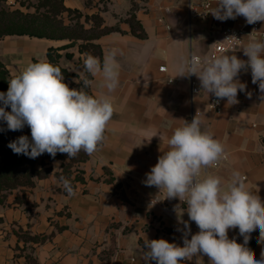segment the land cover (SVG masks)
<instances>
[{"label":"crops","instance_id":"obj_1","mask_svg":"<svg viewBox=\"0 0 264 264\" xmlns=\"http://www.w3.org/2000/svg\"><path fill=\"white\" fill-rule=\"evenodd\" d=\"M64 4L83 14L80 23L85 30L93 33L95 28L93 20L86 22L85 16L97 15L103 20L101 29L115 30L92 41L102 50L101 62L113 48L122 53L116 57L119 85L109 93L115 111L99 150L80 164L83 181L73 183L74 196L54 176L62 169L53 163L49 177L36 180L24 192L14 191L0 204V264H29L28 258L36 264H145L146 237L183 246L184 226L177 215L186 204L177 198L152 205L159 189L143 181L168 150L173 130L195 116L201 129L211 132L225 147V158L209 167L208 173L227 184L233 171H239L248 189L258 192L264 201V93L252 83L251 70H242L238 76L247 85L245 92H238L239 103L231 105L221 99L219 113L210 107L211 100L218 98L202 90L195 75L179 76L178 71V65L193 55L209 57L221 41V29L243 27V16L220 21L211 14L206 20H190L189 0H64ZM132 15L139 24L135 33L128 21ZM141 31L143 38L138 36ZM18 39L8 45L9 65L5 66L12 78L34 60L47 61L49 48L71 43ZM250 40L245 39L239 52L226 55L246 60L242 49ZM2 44L0 40V48ZM81 44L59 51L61 67L78 76L75 83L82 78L84 67ZM0 60H4L2 49ZM163 66L166 72L160 71ZM91 81L93 96L106 91L100 76H91ZM193 81L200 88L195 96L191 94ZM158 196L162 199L164 193ZM174 205L178 207L172 211ZM183 220L189 221L186 211ZM189 225L190 239L199 229L195 222L189 221ZM228 236L243 243L238 228L229 229ZM32 237L46 240L34 243ZM258 237L259 229L250 234V240ZM262 250L264 244L254 245L256 259L261 258ZM200 255L203 264H209V258ZM196 260L194 256V264Z\"/></svg>","mask_w":264,"mask_h":264},{"label":"clouds","instance_id":"obj_2","mask_svg":"<svg viewBox=\"0 0 264 264\" xmlns=\"http://www.w3.org/2000/svg\"><path fill=\"white\" fill-rule=\"evenodd\" d=\"M215 19L226 21L243 16L248 24L264 22V0H217L211 12ZM236 38L235 36H231ZM246 61L236 55H216L200 58L193 55L178 65L179 76L195 75L201 89L227 104L239 103L238 92H245L247 85L238 76L242 70H251L253 84L264 93V40L252 39L243 47ZM119 49L109 50L103 62L90 53L84 54L82 87L70 88L64 82L59 66L50 62L29 63L8 81L7 92H0V121L11 131L30 128L31 140L21 135L8 147L14 154L35 159L44 153L53 158L66 153L68 159L81 151L92 155L105 140L104 133L115 108L109 93L119 85ZM86 74V75H85ZM88 76H100L106 91L93 96L85 91L92 81ZM249 98L251 93H247ZM264 98V97H262ZM10 106V111L6 108ZM3 131V129H0ZM168 150L158 157V162L146 173V186H155L159 192L151 201L154 205L164 199H179L186 209L177 215L184 226L183 246L161 239L143 244L142 260L145 264H183L197 257L196 264H203L200 254L209 258V264H264L247 246L250 234L259 229L257 242L264 244V201L258 192L246 185V178L233 171L227 184L220 176L209 174L207 169L225 158V147L209 131L201 129L195 116L191 122L173 130L167 141ZM69 196L75 192L71 181L59 178ZM163 192V198L158 194ZM178 207V206H177ZM187 212L189 221L195 222L199 231L191 232L189 221L183 220ZM243 243L228 236L229 229H237ZM179 230V229H178Z\"/></svg>","mask_w":264,"mask_h":264},{"label":"trees","instance_id":"obj_3","mask_svg":"<svg viewBox=\"0 0 264 264\" xmlns=\"http://www.w3.org/2000/svg\"><path fill=\"white\" fill-rule=\"evenodd\" d=\"M20 1L23 4V0ZM40 8H48L49 13L47 14V24L43 22L36 23L32 21H27L30 17L25 15L22 12H12L9 14L8 12H0V40L11 37H30V38H38V39H51V40H69L71 43L69 45L63 46L61 48H49L47 52V61L55 66H59L62 70L64 76V82L68 84L70 88L79 89L82 87V83H75L73 81L74 78H78L76 74H72L68 72V70L64 69L60 65V59L62 55L59 51L66 50L75 46L79 41H82L83 44L80 45V52L82 54L90 53L95 57H102V50L100 46L93 44L92 41L97 39L98 37L109 34L114 29H101L103 20L100 16H85V21L90 22L93 20L95 24L94 32L92 33V29L89 31L85 30L84 25L80 23V20L83 17L77 10H73L68 8L64 4V0H39V5L36 7L37 10ZM64 16H67L68 20H70L73 24V29L69 26H66ZM132 31L135 33L138 27V22L135 21L134 16L132 15L128 20ZM63 27V28H62ZM63 30H62V29ZM79 29L80 32H77ZM65 31V32H63ZM96 31V33H95ZM138 36L143 38L144 32L141 31ZM67 58H72V55L67 54ZM38 62L34 60V63ZM86 75V74H85ZM12 78L9 70L5 66V64L0 60V92H7L8 90V81ZM88 79L91 80V76H88ZM82 78L80 79V81ZM79 81V82H80ZM90 95V87L85 89ZM0 106L2 102H0ZM10 106L6 108V111H10ZM0 194L6 191H15L19 188H24L28 186H34L33 177L36 176L38 179H45L52 174L51 168H44V170L37 171L36 165L38 158L31 159L23 154L17 155L14 154L13 151L8 147V144L11 141L16 140L21 135H27L31 140V132L30 128L25 125L22 130L11 131L7 129V124L4 121H0ZM82 159L78 162L82 164L86 162L89 158V155L85 152L81 151ZM62 171L60 173H55L54 176L56 178L65 177L71 181L72 187L74 186V182H82L83 179L80 176L79 172L73 177L76 172H67V166L62 165ZM45 173V175L43 174ZM31 240L34 243H42L46 240V237H32ZM258 239H252L248 243V247L253 250L254 245H256ZM29 264H36L33 258H28Z\"/></svg>","mask_w":264,"mask_h":264},{"label":"built area","instance_id":"obj_4","mask_svg":"<svg viewBox=\"0 0 264 264\" xmlns=\"http://www.w3.org/2000/svg\"><path fill=\"white\" fill-rule=\"evenodd\" d=\"M216 4L217 0H189V19L206 20L215 9ZM167 12H169V10H167ZM231 36H235L236 38ZM247 38L264 40V22L258 21L254 24H248L244 18V26L241 28L223 27L221 29V41L214 46L209 57L239 52ZM247 59L246 57V60ZM160 71L166 72V67H161ZM199 93L200 88L198 84L193 81L191 84V94L195 96ZM210 107L214 113H219L222 109V102L220 100L217 102V99H213L211 100ZM176 209L177 206L175 205L171 208L172 211ZM183 264H194V257L191 261H184Z\"/></svg>","mask_w":264,"mask_h":264},{"label":"rangeland","instance_id":"obj_5","mask_svg":"<svg viewBox=\"0 0 264 264\" xmlns=\"http://www.w3.org/2000/svg\"><path fill=\"white\" fill-rule=\"evenodd\" d=\"M76 3L81 2V0H74ZM24 5H22V3L20 1H16V0H0V12H8L9 14H11L12 12H22L25 15H28L30 17H28L29 19L27 21H32V22H36V23H40L43 22L44 24H47V14L49 13V9L48 8H40L39 10L36 9V7H38L39 5V0H23L22 1ZM49 16L50 13H49ZM64 20H65V24L66 26H69L71 28V30L73 29V24H75L74 22L71 23L70 20H68L67 16H64ZM63 28V27H62ZM61 28V29H62ZM63 30V29H62ZM77 30V32H80L79 29H75ZM65 32V31H63ZM24 38V37H22ZM15 41V40H19L18 36H11L8 38H4L2 39V46L0 49H2L3 51V57L4 60L3 62H5V65L8 66L9 65V42L10 41ZM37 161V165H36V170L37 171H41L44 170V168H51L52 169V164L53 163H57L60 164L61 169L63 168V166H67L66 170L67 172H76V170H79L80 164L78 163L81 159H82V155L79 153L76 157L68 159V156L66 153H57L56 156L53 158L52 156H50V154L48 153H44L42 155H40ZM53 172V169H52ZM43 174L45 175V173L43 172ZM38 180V178L36 176L33 177V184H35V181ZM32 188V186H26L24 188H19L15 191H22L24 192V190L30 189ZM14 192V191H13ZM13 192L11 191H6L0 194V204H2L6 198L12 194Z\"/></svg>","mask_w":264,"mask_h":264}]
</instances>
